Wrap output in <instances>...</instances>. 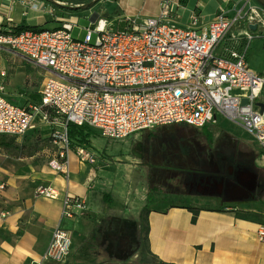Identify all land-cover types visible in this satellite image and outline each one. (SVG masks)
Segmentation results:
<instances>
[{
  "label": "built area",
  "instance_id": "1",
  "mask_svg": "<svg viewBox=\"0 0 264 264\" xmlns=\"http://www.w3.org/2000/svg\"><path fill=\"white\" fill-rule=\"evenodd\" d=\"M19 2L30 8L46 6L40 0ZM161 4L159 16L142 26L115 29L113 22L97 17L95 28L87 29L81 41L72 38L75 24L70 21L38 32L0 29V52L16 54L54 76L44 79L39 102L24 106L9 103L0 85V137L22 138L38 125L48 126L54 147L48 167L68 180L69 125L123 140L160 127L203 129L217 125L220 116L239 122L256 138L264 164V112L256 106L264 76L250 72L246 61L252 41L264 39V8L243 0L232 15L220 8L213 20L200 26L194 14L182 29L172 19L170 0ZM46 12L58 21L54 6ZM253 25L255 30L249 28ZM222 43L223 53L215 54ZM76 155L80 162H95L85 146L78 147ZM4 188L1 184L0 190ZM36 194L50 200L60 197L49 185L39 186ZM85 209L81 197L66 193L61 220H74ZM257 239L264 243V226L258 227ZM71 250V234L58 225L37 264H62Z\"/></svg>",
  "mask_w": 264,
  "mask_h": 264
},
{
  "label": "crops",
  "instance_id": "2",
  "mask_svg": "<svg viewBox=\"0 0 264 264\" xmlns=\"http://www.w3.org/2000/svg\"><path fill=\"white\" fill-rule=\"evenodd\" d=\"M242 1L187 0L182 6L180 0H170L172 19L178 27L186 29L195 14L202 26L213 20L220 8H225L232 15ZM115 2V9L119 12L116 16L118 29L131 24L142 26L147 19H156L162 6L161 0ZM43 4L46 6L30 8L23 6L19 0H0V29L17 26L44 28L51 21L58 24L72 22L74 16L68 10H56L57 21L46 12L50 5ZM224 44L216 49L215 54L223 53ZM46 74L54 77L47 71ZM27 103L31 102L24 105ZM91 131L98 136H90L84 146L94 155L95 162H80L76 155L78 146H73L68 156V180L48 166L28 164L18 168L0 165V185L5 186L0 190V264H37L47 250L53 229L58 225L72 236L71 253L62 264H113L99 263L98 260H106V257L110 258L118 252L133 253L138 249L137 222L145 205H141L142 197L147 193V168L142 165L143 144L133 136L118 140L130 142L131 155L130 159L123 160L126 178L120 190L116 189L115 197L118 198L113 204L111 198L105 201L101 198L104 193L98 190L100 174L118 167L115 162L122 161L110 160L105 151L99 153L94 147V139L101 136L97 131ZM132 175L138 178L134 181L136 184H132ZM42 185L53 187L60 197L50 200L38 196L36 190ZM66 193L85 201L86 209L74 220H61L62 199ZM187 206L201 208L199 205L180 203L171 205L170 202L149 206V247L158 262L264 264V243L257 239L258 223L238 219L233 212L205 208L192 224V213L184 208ZM134 246L137 249H133ZM42 264L57 263L46 261Z\"/></svg>",
  "mask_w": 264,
  "mask_h": 264
},
{
  "label": "rangeland",
  "instance_id": "3",
  "mask_svg": "<svg viewBox=\"0 0 264 264\" xmlns=\"http://www.w3.org/2000/svg\"><path fill=\"white\" fill-rule=\"evenodd\" d=\"M115 8H117L115 0H100L89 10L71 11L70 14L74 16L71 21L75 24L71 32L72 38L81 41L87 29L95 28L96 24H92L91 21L93 14L107 22L115 21L114 27L118 29V20L113 15ZM56 10L60 11L58 8ZM57 27L59 24L51 21L43 29L52 30ZM95 37L94 33L92 40ZM0 58L2 59L0 85L4 87V98L15 106H22L26 102H39V91L44 79L48 77L46 71L12 53L0 52ZM246 61L250 72L264 76V39L252 41ZM1 73L5 75L2 76ZM260 102H264V90L256 103ZM191 129L186 131L178 129V126H169L132 135L143 144L142 165L147 168L146 192H149L151 204L170 202L171 205L180 203L209 209L219 208L220 205L214 198L197 193V185L199 190H204V183L200 182V174L195 172H202L200 169L202 166H209V169L213 170L216 159L220 156L228 155V159L233 158L235 163H239L242 155L238 150L233 151L236 149L233 148L234 142L243 144L250 154L247 160L254 165V173L264 181V164L259 160L261 147L255 137L243 130L239 122L233 123L219 116L217 125L208 127L210 134L207 130ZM50 130L43 124L36 126L22 138L5 137V143L10 148H0V165L22 168L31 164L36 167H47L50 155L54 151L47 138L50 136ZM204 132L208 136H213L212 145L208 144ZM91 135L98 136L94 131H91ZM0 140L2 141L1 137ZM94 147L99 153L105 151L110 160L122 161H118V164L115 162L118 167L104 170L100 174L98 190L104 193L101 198L104 201L111 198L112 203L116 204L118 198L115 197L116 189L120 190L126 178L123 160L130 159L131 144L128 141H110L96 137ZM137 179L132 175V184H136L134 181ZM146 195L142 197L141 205L145 204ZM244 200L245 202L231 206L240 212H246L252 221L264 226V193L256 195L254 199ZM135 248L134 246L133 249ZM98 262L142 264L139 260V248L129 254L118 252L117 255H111L110 258L106 257V260Z\"/></svg>",
  "mask_w": 264,
  "mask_h": 264
},
{
  "label": "flooded vegetation",
  "instance_id": "4",
  "mask_svg": "<svg viewBox=\"0 0 264 264\" xmlns=\"http://www.w3.org/2000/svg\"><path fill=\"white\" fill-rule=\"evenodd\" d=\"M233 148H236L233 151L238 150L242 155L239 163H235L233 158L228 159V155L220 156L213 170L209 166H202V172H195L200 174V182L204 183V190H199L197 185V193L214 198L220 206L245 202L244 199H254L256 195L264 193V182L256 177L253 166L247 160L249 152L242 143L234 142Z\"/></svg>",
  "mask_w": 264,
  "mask_h": 264
},
{
  "label": "trees",
  "instance_id": "5",
  "mask_svg": "<svg viewBox=\"0 0 264 264\" xmlns=\"http://www.w3.org/2000/svg\"><path fill=\"white\" fill-rule=\"evenodd\" d=\"M43 3L49 4L51 6H54L55 8L64 10L63 6H59L56 5L55 2L59 1L62 3H65L67 5H83V4H87L93 0H40ZM187 0H180V5L185 6ZM67 11V10H66ZM78 11V10H76ZM67 12H71V11H67ZM113 15L116 17L119 15V12L117 9L114 10ZM11 31L8 33L11 34H19L23 31L26 30H31V31H42L43 28L39 27V26H35V27H31V26H17L14 28H10ZM178 126V129H183L186 131H189L191 129V127L187 126V125H176ZM202 131L207 130L210 134V130L208 129V127H204L203 129H201ZM192 131V129H191ZM204 134L207 136L206 140L208 142V144H213V136H208L206 134V132H204ZM68 136L70 138V143L71 146H75V147H80V146H84L85 143H87L88 139L91 135V129L88 128L87 126H75V125H69L68 126ZM50 146L53 149L52 143H51V138L47 137ZM2 141L0 140V148H4V149H9L10 147H8L5 142V136H1ZM14 140V139H13ZM231 161V160H230ZM253 166V171H254V165ZM258 170V169H257ZM256 177H258V175L255 173ZM260 179V177H258ZM262 180V179H260ZM263 181V180H262ZM264 182V181H263ZM149 192H147L146 194V199H145V205L142 208L140 214H139V218H138V230H137V234H136V242L139 248V260L142 264H165L162 262H158L156 257H154L151 252H150V247H149V240H148V235H149V222H148V216L150 213L149 210V206L151 205V199L149 198ZM186 209H188L191 213H192V218H191V223L194 224L198 218V214L201 210L205 209V208H195V207H184ZM216 211H229V212H233L236 216V218L238 219H243V220H248L251 221L250 217L248 216V214L246 212H240L238 210H236L235 208H233V206L229 205H221L219 206V208L214 209ZM256 222V221H254ZM258 223V222H256ZM259 224V223H258Z\"/></svg>",
  "mask_w": 264,
  "mask_h": 264
},
{
  "label": "water",
  "instance_id": "6",
  "mask_svg": "<svg viewBox=\"0 0 264 264\" xmlns=\"http://www.w3.org/2000/svg\"><path fill=\"white\" fill-rule=\"evenodd\" d=\"M257 4H259L261 7L264 8V0H254ZM100 0H93L87 4H83V5H75V6H65L62 5L64 9L68 10V11H76V10H89L91 9L93 6H95L97 3H99ZM56 4V3H55ZM59 5V4H56ZM61 6V5H59ZM97 15L93 14V16L91 17V21L93 22L95 19H97ZM251 30H255V26H250L249 27ZM246 100H243L242 104H245ZM257 107H259L260 109V113L264 112V104L263 103H257L256 104ZM242 199V198H240Z\"/></svg>",
  "mask_w": 264,
  "mask_h": 264
}]
</instances>
